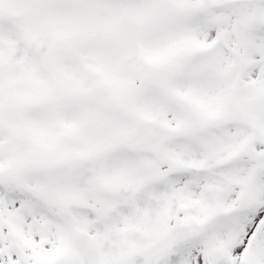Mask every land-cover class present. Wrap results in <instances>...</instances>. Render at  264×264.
Wrapping results in <instances>:
<instances>
[{
  "label": "snow or ice",
  "instance_id": "snow-or-ice-1",
  "mask_svg": "<svg viewBox=\"0 0 264 264\" xmlns=\"http://www.w3.org/2000/svg\"><path fill=\"white\" fill-rule=\"evenodd\" d=\"M0 264H264V0H0Z\"/></svg>",
  "mask_w": 264,
  "mask_h": 264
}]
</instances>
